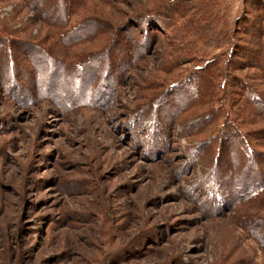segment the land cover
<instances>
[{"label":"rangeland","instance_id":"obj_1","mask_svg":"<svg viewBox=\"0 0 264 264\" xmlns=\"http://www.w3.org/2000/svg\"><path fill=\"white\" fill-rule=\"evenodd\" d=\"M69 1L0 0V264H264V0Z\"/></svg>","mask_w":264,"mask_h":264},{"label":"trees","instance_id":"obj_2","mask_svg":"<svg viewBox=\"0 0 264 264\" xmlns=\"http://www.w3.org/2000/svg\"><path fill=\"white\" fill-rule=\"evenodd\" d=\"M32 1V0H31ZM41 4L44 7H48L49 9V13L51 12V15H57L60 14L61 16V21L65 22V27L66 28H71L70 34L68 36V41L66 40L65 43L69 44V42L72 43V45H77V44H82L84 42H88V41H92L94 39H96V37L101 36V35H108V33L110 31L113 30L112 26L109 24V22H104L103 19H98V18H93V16H83L84 17V21L82 23H80V27L76 28V27H72L71 24V19L73 16H78L80 17L84 8H82L83 5L80 4H73L71 1L69 0H40ZM87 0H85L86 3ZM54 12V13H53ZM163 12L165 14H167L166 16L172 17V14H176L178 13V6L175 7V5H173L170 8H167L165 10H163ZM161 12L160 10H157L156 12H150L152 13L151 17H158V16H162L164 13ZM147 18H151L149 14H147ZM166 19V18H165ZM163 20L161 18L160 20V25L164 26L165 28H168L170 30H172L174 27V23L171 22L170 20L166 19ZM201 22V23H200ZM62 24V23H59ZM192 27H196L200 30H204L207 29V25H204L202 20H198V23L195 26ZM257 27L258 24H257ZM261 29V28H259ZM3 38V37H2ZM4 40V38H3ZM30 48H32L33 50H40V51H45L43 49H37L35 48L34 44H29ZM90 60H87L83 63L88 64V63H92L89 62ZM91 65V64H88ZM93 78H95L93 76ZM87 92L91 93L93 92V90H91V88H85ZM92 96V95H91ZM90 101H94L92 97L88 98ZM261 106H264L261 105ZM260 114H262L264 116V107L261 108ZM260 155V154H259ZM256 156L258 159H260V156ZM250 159V157H248ZM250 164V162H248ZM247 163V164H248Z\"/></svg>","mask_w":264,"mask_h":264}]
</instances>
